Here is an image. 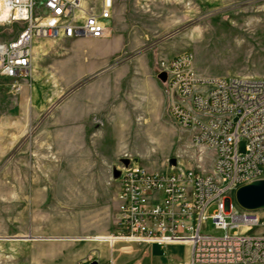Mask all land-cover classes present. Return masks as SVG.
Listing matches in <instances>:
<instances>
[{
	"label": "rangeland",
	"instance_id": "obj_1",
	"mask_svg": "<svg viewBox=\"0 0 264 264\" xmlns=\"http://www.w3.org/2000/svg\"><path fill=\"white\" fill-rule=\"evenodd\" d=\"M114 3L110 38L39 40L18 89L0 77V264H110L106 243L94 251L88 240L115 227L114 171L124 160L152 172L190 165L160 61L189 53L203 77L264 78V0ZM21 28L0 25V42ZM134 246L114 245L130 256L117 264H182L187 252Z\"/></svg>",
	"mask_w": 264,
	"mask_h": 264
},
{
	"label": "built area",
	"instance_id": "obj_2",
	"mask_svg": "<svg viewBox=\"0 0 264 264\" xmlns=\"http://www.w3.org/2000/svg\"><path fill=\"white\" fill-rule=\"evenodd\" d=\"M114 2L0 0L8 14L0 25H22L14 39L0 42V77L18 89L31 75L39 40L110 38ZM159 67L167 76L170 113L190 133L194 156L187 168L176 162L164 172L137 162L123 166L108 242L112 249L120 242L162 250L188 245L189 264H264L262 211L244 210L235 200L239 187L264 179V78H206L189 53ZM208 219L223 235L203 233Z\"/></svg>",
	"mask_w": 264,
	"mask_h": 264
},
{
	"label": "water",
	"instance_id": "obj_3",
	"mask_svg": "<svg viewBox=\"0 0 264 264\" xmlns=\"http://www.w3.org/2000/svg\"><path fill=\"white\" fill-rule=\"evenodd\" d=\"M159 79L162 82H166L167 76L165 73L159 74ZM124 165H129V160H124ZM170 166L176 165V159H171ZM114 177L118 178L119 171H114ZM235 200L237 204L247 211H263L264 210V179L256 180L246 185H243L235 192ZM90 264H98L97 261H93Z\"/></svg>",
	"mask_w": 264,
	"mask_h": 264
},
{
	"label": "crops",
	"instance_id": "obj_4",
	"mask_svg": "<svg viewBox=\"0 0 264 264\" xmlns=\"http://www.w3.org/2000/svg\"><path fill=\"white\" fill-rule=\"evenodd\" d=\"M115 10V9H114ZM110 25H111V27H112V22L110 21ZM79 40H81V39H79ZM117 213V212H116ZM114 231V228L112 229H107V230H105V231H103L101 234H96V235H99V236H106V235H110L112 232ZM94 241H98V242H103V243H106V249L109 247L110 248V255H109V257H106L108 260H109V262H110V264H111V262H113V264H117V262H118V260L119 259H121V258H124V257H130V256H128V255H121V254H119V253H117V252H115L114 251V248L112 249V246L110 245V243L109 242H107L108 241V239H102V240H95V239H90V240H88V247H89V249H91V250H96L97 249V247H98V245H95L94 244ZM132 247H133V251L136 249H138V248H136V246H134V245H132ZM148 253L150 252L151 253V256L153 257V250H154V246H142ZM168 247H171V248H183L184 250H187V252H186V256H185V258H184V261L182 262V264H189V261H190V259H191V248H190V246H188V245H170V246H168ZM167 247V248H168ZM159 248V247H158ZM165 249V250H162L161 248H160V251H162V253L164 254H166V253H168V249ZM116 253V254H115ZM154 259V258H153ZM157 259H160V258H158L157 257ZM169 262H171V261H169ZM109 264V263H108Z\"/></svg>",
	"mask_w": 264,
	"mask_h": 264
},
{
	"label": "bare ground",
	"instance_id": "obj_5",
	"mask_svg": "<svg viewBox=\"0 0 264 264\" xmlns=\"http://www.w3.org/2000/svg\"><path fill=\"white\" fill-rule=\"evenodd\" d=\"M7 16L8 14L5 11L0 9V21H5L7 19Z\"/></svg>",
	"mask_w": 264,
	"mask_h": 264
}]
</instances>
